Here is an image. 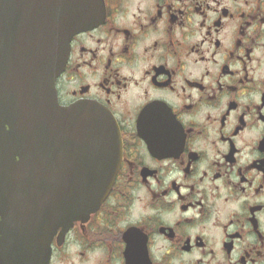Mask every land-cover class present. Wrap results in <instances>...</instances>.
I'll use <instances>...</instances> for the list:
<instances>
[{
    "label": "flooded vegetation",
    "instance_id": "1",
    "mask_svg": "<svg viewBox=\"0 0 264 264\" xmlns=\"http://www.w3.org/2000/svg\"><path fill=\"white\" fill-rule=\"evenodd\" d=\"M47 3L0 0V104L31 47L45 56ZM72 6L59 102L104 113L121 154L108 198L59 230L49 264H264V0Z\"/></svg>",
    "mask_w": 264,
    "mask_h": 264
},
{
    "label": "water",
    "instance_id": "2",
    "mask_svg": "<svg viewBox=\"0 0 264 264\" xmlns=\"http://www.w3.org/2000/svg\"><path fill=\"white\" fill-rule=\"evenodd\" d=\"M47 2L45 56L40 60V47H31L30 69L0 107V214L11 229L6 264H49L58 229L87 220L117 175L119 150L109 145L107 116L58 102L56 81L82 29L74 26L72 0Z\"/></svg>",
    "mask_w": 264,
    "mask_h": 264
}]
</instances>
